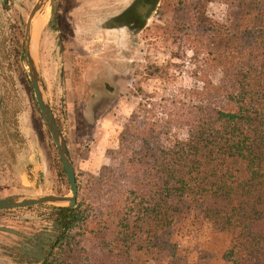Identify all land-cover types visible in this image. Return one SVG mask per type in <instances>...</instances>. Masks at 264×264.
I'll return each mask as SVG.
<instances>
[{"label":"trees","instance_id":"trees-1","mask_svg":"<svg viewBox=\"0 0 264 264\" xmlns=\"http://www.w3.org/2000/svg\"><path fill=\"white\" fill-rule=\"evenodd\" d=\"M166 1L174 23L160 33L217 81L149 99L141 123L121 127L114 163L79 191L75 176L73 205H47L56 233L42 264H134L138 242L175 262L178 236L218 218L220 259L264 264V0ZM206 1L233 5L225 22L199 13Z\"/></svg>","mask_w":264,"mask_h":264},{"label":"rangeland","instance_id":"rangeland-1","mask_svg":"<svg viewBox=\"0 0 264 264\" xmlns=\"http://www.w3.org/2000/svg\"><path fill=\"white\" fill-rule=\"evenodd\" d=\"M127 1L47 0L33 18L30 51L78 191L101 165L114 163L110 152L119 130L141 123L146 101L179 89H200L219 76L217 71L201 76L203 55L160 33L158 27L174 23L166 0H156L134 31L102 28ZM34 2L0 1V196L69 191L22 59L24 24ZM232 6L206 1L198 11L223 23ZM153 65L160 70L154 72ZM171 133L185 135L182 127ZM47 205L52 204L0 209V225L25 233L51 229ZM19 239L0 229V264H38L19 251ZM226 240L227 221L218 218L178 236L175 262L138 242L134 264H225L219 255Z\"/></svg>","mask_w":264,"mask_h":264},{"label":"water","instance_id":"water-1","mask_svg":"<svg viewBox=\"0 0 264 264\" xmlns=\"http://www.w3.org/2000/svg\"><path fill=\"white\" fill-rule=\"evenodd\" d=\"M1 1V0H0ZM47 0H35L31 9L29 10L22 37V59L25 64L28 81L33 93L36 106L40 113V116L46 126L52 143L54 145L56 154L58 156L61 168L64 172L67 180L69 191L66 193H36L27 195H9L0 196V209L16 208L21 206H28L38 203H50L52 205H73L76 199L77 184L74 176L73 167L68 155L65 141L60 133L58 125L51 112L49 104L47 103L39 79V73L37 70L36 62L30 51V35H31V22L38 12V10L44 5ZM0 229L15 234H21V232L15 230L12 227L0 225ZM40 264V263H39Z\"/></svg>","mask_w":264,"mask_h":264},{"label":"flooded vegetation","instance_id":"flooded-vegetation-1","mask_svg":"<svg viewBox=\"0 0 264 264\" xmlns=\"http://www.w3.org/2000/svg\"><path fill=\"white\" fill-rule=\"evenodd\" d=\"M155 2L156 0H128L116 15H114L111 19H108L102 25V28H124L129 31H134L140 28ZM55 233L56 230L52 225L51 229H44L32 233L21 232V234H16L21 238L18 240V249L25 258L37 260L38 264H42L46 252L55 238Z\"/></svg>","mask_w":264,"mask_h":264},{"label":"bare ground","instance_id":"bare-ground-1","mask_svg":"<svg viewBox=\"0 0 264 264\" xmlns=\"http://www.w3.org/2000/svg\"><path fill=\"white\" fill-rule=\"evenodd\" d=\"M33 20H34V19H33ZM33 20H32V22H33ZM32 22H31V25H30V26H31V31H32Z\"/></svg>","mask_w":264,"mask_h":264}]
</instances>
